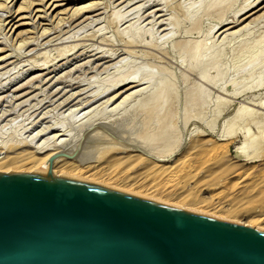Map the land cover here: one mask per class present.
I'll use <instances>...</instances> for the list:
<instances>
[{
	"label": "rangeland",
	"instance_id": "rangeland-1",
	"mask_svg": "<svg viewBox=\"0 0 264 264\" xmlns=\"http://www.w3.org/2000/svg\"><path fill=\"white\" fill-rule=\"evenodd\" d=\"M213 1L57 0L53 2L58 4L54 8L52 0H0V55L4 54L0 60V157L28 148L37 150L44 139L45 143L53 140L54 132H58V140L74 143V150L80 149L79 157L77 154L78 158L72 157L77 159L83 155L94 160L105 150V144L127 146L119 147L123 152L107 153L103 158L113 160L118 155L141 152L155 162L162 163L159 160L162 157L168 159L166 165L172 162L171 173L154 171L148 160L147 165L144 161L110 165L99 173L101 176L97 174L91 179L130 192L137 190L135 193L162 202L191 203L197 209L191 205L184 207L239 223L257 218V224L250 226L264 229V0H219L216 7H211ZM88 2L95 5L91 10L74 13L78 5ZM247 2L250 6L259 3L256 12L227 30L232 34L222 39L224 32H216L219 15L224 22L241 17L246 10L241 8ZM19 5L23 9L17 10ZM169 19L176 25L169 24ZM193 49L198 55L189 54ZM182 50L186 51L184 55ZM195 55L202 59H196ZM189 56H195L194 60ZM133 72L138 79L144 77L136 86H144L142 96L133 92L131 98H126L128 101L121 102L123 92L110 99L120 88L114 85L113 88V82L120 77L127 79L129 74L131 78ZM162 78L174 88L170 92L173 105L166 108L173 113L163 106L158 114L157 108L152 110L147 104L161 87ZM134 90L135 87L129 91ZM191 98L195 101H190ZM114 104H118L115 111ZM138 104L141 107L147 104L150 111L147 109L145 116L148 119L149 113L155 112L153 116L160 118L159 123L152 119L149 126L142 127L144 116L137 115L141 110L145 114V106L142 109ZM162 110L173 116V120L169 115L166 117L171 124L168 123L165 135L168 141L162 140L165 145L170 140L175 142L166 145L173 149L171 153L164 146L163 152L168 156L160 155L162 143H157L158 147L152 141H144L153 135L148 134L151 129L148 131L147 127L152 125L159 130L162 117L167 115ZM250 110L251 115L244 113ZM156 111L161 116L156 117ZM45 126L48 128L41 131ZM244 136L250 137L237 150ZM159 139L158 136L153 140ZM145 142L150 146L144 147ZM198 144L197 148L189 149L191 154L182 157L189 147ZM154 145L158 147L156 151ZM111 154L115 156L110 158ZM27 165L5 171L27 172L24 169ZM115 174L120 178L114 179ZM109 180L115 184L108 185Z\"/></svg>",
	"mask_w": 264,
	"mask_h": 264
},
{
	"label": "water",
	"instance_id": "water-1",
	"mask_svg": "<svg viewBox=\"0 0 264 264\" xmlns=\"http://www.w3.org/2000/svg\"><path fill=\"white\" fill-rule=\"evenodd\" d=\"M0 264H264V229L65 172L12 170L0 172Z\"/></svg>",
	"mask_w": 264,
	"mask_h": 264
},
{
	"label": "bare ground",
	"instance_id": "bare-ground-1",
	"mask_svg": "<svg viewBox=\"0 0 264 264\" xmlns=\"http://www.w3.org/2000/svg\"><path fill=\"white\" fill-rule=\"evenodd\" d=\"M5 1V0H4ZM54 1H57V0H52V2H51V6H54V8L56 7V6H58V4H54L53 5V2ZM49 2V1H48ZM48 2H47V4H48ZM213 3V4H212ZM217 3H219V0H214L213 2H211L210 4L212 5L211 7H216V5H217ZM248 3V2H247ZM1 4V3H0ZM41 4H42V1H41ZM259 3L257 2V3H255L253 6H250V3H248V4H245L241 9L242 10H245V11H243V13H242V16L241 17H237V18H235L234 20L232 19L231 21H227V22H224L223 21V16L221 15H219V20H218V24H220L218 27H217V29H216V32H220L221 34H222V32H224V34H223V37H222V39H224L225 40V38H227L228 37V35L230 36V34H232V33H230V32H227V30L229 31V29L231 28V27H233V26H235L237 23H239V22H241V21H243V20H245L246 18H248V17H250V15H252V14H254L255 12H256V10H257V8L259 7V5H258ZM260 4H262V3H260ZM29 5V4H28ZM263 5V4H262ZM3 6V5H2ZM93 6H95L94 5V3H90V2H88L87 4H81L80 6L78 5V7L77 8H75L74 10H76L74 13L76 14L77 12H85V11H89V10H91L92 8H93ZM123 6V5H122ZM6 7H7V5H6ZM140 7V6H139ZM262 7H264V5L262 6ZM262 7H260V8H262ZM18 8H20V9H23L22 8V6H18L17 7V10H18ZM47 8H49V7H47ZM57 8V7H56ZM95 8V7H94ZM259 8V9H260ZM7 9H10L9 7L7 8ZM19 9V10H20ZM96 9V8H95ZM138 9V8H137ZM258 9V10H259ZM35 10H40V9H35ZM42 11V10H41ZM210 11V10H209ZM208 11V12H209ZM240 11V10H239ZM43 12H45V10L43 11ZM61 12H63V10H61ZM207 13V12H206ZM223 12H221L220 14H222ZM78 14V13H77ZM205 14V13H204ZM259 14V13H258ZM224 15V14H223ZM260 15V14H259ZM9 16H11V15H9ZM258 16V15H257ZM256 16V17H257ZM59 17V16H58ZM69 17V16H68ZM222 17V18H221ZM255 17V18H256ZM60 18V17H59ZM232 18V17H231ZM262 18V17H261ZM252 19H254V18H252ZM170 20V23L169 24H171V23H173V24H175L176 25V22H174L173 20H171V19H169ZM173 21V22H172ZM250 21H251V18H250ZM1 22V21H0ZM247 23V22H246ZM2 24V23H1ZM58 24V23H57ZM217 25V24H216ZM243 25V24H242ZM249 26V25H248ZM33 27V26H32ZM214 27V26H213ZM211 28L210 30H213L214 28ZM238 28V27H237ZM246 28V27H245ZM46 29V28H45ZM244 29V28H243ZM47 30V29H46ZM209 30V31H210ZM208 31V32H209ZM234 31V30H233ZM235 31H236V29H235ZM44 32V31H43ZM227 32V33H226ZM2 33V32H1ZM214 36V35H213ZM232 36V35H231ZM237 36V35H236ZM7 37V36H6ZM27 37V36H26ZM33 37V36H32ZM5 38V37H4ZM28 38V37H27ZM232 38V37H231ZM6 39V38H5ZM221 39V40H222ZM18 41V40H17ZM213 41V40H212ZM218 41V40H217ZM227 41V40H226ZM23 42V41H22ZM1 43V42H0ZM218 43V42H217ZM221 43V42H220ZM223 43V42H222ZM178 44H180V43H178ZM200 44V43H199ZM202 44V43H201ZM185 45V44H184ZM11 46V45H10ZM19 46V45H18ZM192 47H195V46H193V45H191ZM190 46V47H191ZM14 47V46H13ZM20 47V46H19ZM189 47V48H190ZM200 47H201V45H200ZM66 48V47H65ZM68 48V47H67ZM186 48V47H185ZM188 48V47H187ZM187 50V49H186ZM61 51H63V50H61ZM68 51V50H67ZM183 51V50H182ZM181 51V52H182ZM193 51L195 52H192V51H188L189 52V54H191V55H194V54H196V50H194L193 49ZM202 51V50H201ZM32 52V51H31ZM186 52V51H185ZM185 52L183 51V55L185 54ZM188 52H187V54H188ZM198 52V51H197ZM7 53V52H6ZM60 53V52H59ZM64 53H65V50H64ZM193 53V54H192ZM199 53H201V52H199ZM181 53H179V55H180ZM4 55V54H3ZM3 55H0V60H2V58H4L3 57ZM182 55V56H183ZM196 55H198V54H196ZM195 55V56H196ZM201 55V54H200ZM199 55V57H201ZM181 56V55H180ZM195 56H192L193 57V59H192V57H190L189 56V58L190 59H192V60H194V57ZM198 56H196L195 58L196 59H199V60H201L200 58H197ZM186 58V57H185ZM188 58V57H187ZM189 58H188V60H189ZM29 60V59H28ZM47 60V59H46ZM30 64V63H29ZM132 72V71H131ZM5 73V72H4ZM133 74V76L130 78V74L127 76V79L126 78H121L120 77V79H118L116 82H113V84H112V86L114 85V86H116V87H120L117 91L115 90L114 91V93L112 94V95H110V99H114V98H117L118 96H120L123 92H125V95H121V97H119V98H122L121 99V102L122 101H125V99L127 98H131V95H132V93L134 92V93H136V94H138V96H139V93H140V96H142L141 95V93L143 92V89H144V86L143 87H139V88H136V86L138 87L139 86V84L140 83H138L139 82V80H141V79H143V78H141V79H138L137 77H135L136 76V73L134 74V72L132 73ZM146 74V73H145ZM135 75V76H134ZM144 75V74H143ZM149 75H151V72L149 73ZM154 75V74H153ZM146 77L148 76V74L147 75H145ZM152 76V75H151ZM149 77L150 76H148L147 78L149 79ZM156 77V76H155ZM130 78V79H129ZM137 78V79H136ZM129 79V80H128ZM163 79V78H162ZM167 81V80H166ZM165 81V79H163V81L160 83L161 84V87H157L158 88V90H156L155 91V93H154V95H152L151 97H149V98H147V104H150V105H148L149 107H152V110H153V108H157V110H159L158 111V114H159V112H161L160 111V109H163L162 107L163 106H165V110H167V111H170V110H168V109H166V108H169V107H171V105H173L172 103H171V101H173V100H171L170 99V92L171 91H173V89L174 88H172L171 87V85L169 86V85H167V83L168 82H166ZM149 83V82H148ZM156 83V82H155ZM165 83H166V85H165ZM169 83H171L170 81H169ZM74 84V83H73ZM158 84V83H157ZM147 85V84H146ZM113 86V88H115ZM148 86V85H147ZM134 87H135V90L134 91H129V90H131V89H134ZM107 88V87H106ZM105 89V88H104ZM109 89V88H108ZM103 91H105V90H103ZM129 91V92H128ZM164 92V93H163ZM124 94V93H123ZM135 94V95H136ZM143 94V93H142ZM169 94V95H168ZM168 95V98L167 97H164V96H167ZM123 96V97H122ZM130 96V97H129ZM137 96V97H138ZM143 96H145V95H143ZM148 95H147V93H146V97H147ZM193 96H194V94H193ZM136 97V96H135ZM50 98V97H49ZM109 98V97H108ZM143 98V97H142ZM142 98H140V99H142ZM196 98V97H195ZM195 98L194 99H192V100H190V101H195ZM126 99V100H127ZM190 99V98H189ZM107 100H109V99H107ZM135 100V99H134ZM145 100V98L143 99V101ZM128 101V100H127ZM136 101V100H135ZM189 101V102H190ZM196 101H197V99H196ZM198 101H201V100H198ZM58 102V101H57ZM105 102H107V101H105ZM104 102V103H105ZM120 102V101H119ZM118 102V104H120ZM150 102V103H149ZM191 102V103H192ZM139 104H142V100L140 101L139 100V102H138ZM196 103V102H195ZM113 104V103H112ZM118 104L116 105V104H114L113 106L114 107H112V108H115L114 109V111L116 110V108H118L117 106H118ZM124 104V103H123ZM138 104V105H139ZM147 104H144V106L145 105H147ZM187 104V103H186ZM105 105V104H104ZM115 105H116V107H115ZM121 105V104H120ZM137 105V106H138ZM143 105V104H142ZM190 105V104H189ZM192 105H194V104H192ZM199 105H200V103H199ZM102 106H103V104H102ZM140 106V105H139ZM138 106V107H139ZM144 106L143 107H141L140 106V108H142V109H144ZM148 106L146 107L145 106V109H144V115H142L141 113H142V111L143 110H141V113L139 114V115H137V116H144V118H142V122H143V124H141V126L142 127H146V125L148 124V126L151 124L150 123V121H152L153 122V120L152 119H155L156 121L157 120H160V118L159 119H156V118H154L155 116H153V114L155 113V112H153V114H152V111L149 113L150 114V116H149V121H148V119H147V117L146 116H148L147 114H146V111H147V109H149L148 108ZM98 107V106H97ZM192 107V106H191ZM191 107H189V108H191ZM112 108H111V110H112ZM195 108V107H194ZM95 109V108H94ZM110 109V108H109ZM252 110V109H251ZM251 110L250 111H246V112H244L245 114L247 113V114H250L251 115ZM110 111V110H109ZM148 111H150V109L148 110ZM154 111H155V109H154ZM172 111V110H171ZM187 112L188 111H185V113L187 114ZM191 112V111H190ZM242 112H243V110H242ZM251 112V113H250ZM162 113L164 114V115H166L167 114V112H163V110H162ZM171 113V112H170ZM167 114L166 116H164V117H162L163 118V121H161V123L159 124L160 126H159V130H156V128L154 129V127H147V130L148 129H151L150 130V132L151 133H149L148 132V134H151L152 135V132H153V135L151 136L152 137V140H151V137H150V135H147L148 137H150V140H149V138H145V140L144 141H146V139H147V141L148 142H150V141H152L153 143L152 144H154V143H158V144H161L162 143V140H164V138H166V136L165 135H167V132H168V128H167V126L169 125V124H171V123H169L170 121L166 118L168 115L170 116H168L170 119H171V117H173V116H171V114ZM172 113H173V111H172ZM109 114H110V112H109ZM152 114V115H151ZM157 114V111H156V117H159V116H161V113H160V115L159 116H157L158 115ZM186 114H185V116H186ZM192 115H195V113L193 114V113H191ZM191 114L189 113L188 115L189 116H191ZM134 115V114H133ZM146 115V116H145ZM188 115H187V117H185L186 119L187 118H189L188 117ZM163 116V115H162ZM254 116V115H253ZM91 117V116H90ZM193 117V116H192ZM127 118V117H126ZM138 118V117H137ZM162 118H161V120H162ZM88 119H89V117H88ZM91 119V118H90ZM109 119V118H108ZM111 119V118H110ZM122 119V118H121ZM185 119V120H186ZM94 120V119H93ZM105 120V119H104ZM123 120V119H122ZM132 120V119H131ZM137 120V122H138V120H140V119H136ZM154 120V122H156ZM171 120H173V119H171ZM91 121V120H90ZM134 121V120H133ZM83 122V121H82ZM92 122V121H91ZM104 122V121H103ZM118 122H119V120H118ZM117 122V123H118ZM136 122V123H137ZM172 122V121H171ZM132 123V122H131ZM150 123V124H149ZM156 123H159V121H157ZM169 123V124H168ZM234 123H236V122H234ZM121 124H122V122H121ZM125 124V123H124ZM134 124H135V121H134ZM138 124V123H137ZM153 124V123H152ZM80 125H81V122H80ZM84 125V124H83ZM83 125H81V126H83ZM89 125V124H88ZM119 125H120V123H119ZM130 125V124H129ZM154 125H155V123H154ZM153 125V126H154ZM173 125V124H172ZM51 126V125H50ZM118 126V125H117ZM127 126H128V124H127ZM135 126V125H134ZM139 126V125H138ZM141 126H140V128H141ZM158 125H155V127H157ZM171 126V125H170ZM46 127L48 128V126H45L44 127V129H42L41 131H43V130H46ZM52 127V126H51ZM144 127V128H145ZM50 128V127H49ZM143 128V129H144ZM152 128L154 129V130H156V133H154V130H152ZM171 128V127H170ZM53 129V128H52ZM89 129H91V128H89ZM99 129V128H98ZM142 129V128H141ZM49 130V129H48ZM47 130V131H48ZM137 130H139V129H137ZM147 130H144V131H147ZM170 130V129H169ZM40 131V132H41ZM57 131H59V130H57ZM96 131H98V130H96ZM95 131V132H96ZM149 131V130H148ZM51 132V131H50ZM100 132V131H99ZM38 133V132H37ZM55 134L53 135H51V136H53L52 138H53V140L52 141H48V143H45L47 140L46 139H44V140H46V141H44L43 140V142L42 143H40V145H38L37 147H36V149L37 150H30L29 148L28 149H23V150H21V151H18V153H12V154H9V155H6V156H3V157H0V170H2V171H7L9 168H15L16 167V169H17V167H19V168H21L20 166H24V163L25 164H29V165H27L24 169H26V171L27 172H31V171H47V172H52V173H55V174H61L62 172H65V173H68V174H71V175H74V176H78V177H82V178H86V179H90V180H92L93 181V179H91V178H93V177H95L97 174H99L101 171H103V170H105V168L106 167H109L110 165L112 166V165H117V164H119V163H123V162H128V163H133V162H143L144 161V163H146V165H147V161L148 160H150L149 161V165H150V162L152 163V166H151V168H153V170L154 171H156V172H158V173H171V171H172V167H170L171 165L170 164H172V162L169 164V165H166V161L168 160V159H164L163 157L161 158V159H159L160 161H162V163H160V162H155L154 160H152V159H150V158H148V157H146L143 153H141V152H139V154H133L132 156H129V155H126V156H122V157H120L119 155H118V157H115V158H113V160H108V159H106V158H103V157H105L104 155H106L107 153L109 154V153H114L115 154V152H123L124 150H120V148H127V146H122V147H120V146H118L117 144H109V145H106L105 144V146H104V149L102 148V150H104V151H101V154H99L100 153V151H97V152H95L96 154H99L98 156H95V158H94V160L93 159H89V160H87L86 159V157H84L83 155H80V158L79 159H77L79 156H78V154H77V156H75V157H77V158H72V157H68V156H59V157H57V158H55L54 159V161L50 164V165H47L46 164V160L51 156V155H53L54 153H56V152H59V151H65V152H67L68 154L70 153H72L73 151H74V143L72 144H67V142L65 141V140H63V139H60V140H58L57 138H58V132L56 133V132H54ZM92 133H93V131H92ZM104 133H106V132H104ZM140 133H142V131L140 132V130H139V134L138 135H141ZM172 133V132H171ZM249 132H246V134H248ZM46 134V133H45ZM60 134V133H59ZM61 134H63V133H61ZM91 134V133H90ZM93 134H96V133H93ZM98 134V133H97ZM136 134V133H135ZM147 134V133H146ZM169 134H170V132H169ZM37 135V134H36ZM35 135V136H36ZM39 135H40V133H39ZM43 135V134H42ZM89 135V134H88ZM108 135V134H107ZM114 135V134H113ZM144 135V134H143ZM51 136L50 137H48V138H51ZM102 136V135H101ZM104 136H105V134H104ZM142 136V135H141ZM160 137V139H159V141L158 142H154V140L153 139H156L157 137ZM170 136V135H169ZM86 137V136H85ZM88 137V136H87ZM87 137L85 138V140L87 139ZM110 137V136H109ZM116 137H118V136H116ZM248 137H250V136H248ZM248 137H246V136H244V138H243V141L241 142V144H239V146H237V150L241 147L242 148V144L245 142V141H247L249 138ZM33 138H34V136H33ZM47 138V137H46ZM47 138V139H48ZM94 138V137H93ZM140 138V137H139ZM138 138V139H139ZM167 138H168V136H167ZM167 138H166V140H167ZM111 139V138H110ZM128 139V138H127ZM127 139H125V140H127ZM142 141H143V139L142 138H140ZM140 139L138 140L139 142H140ZM170 139H172V138H170ZM169 139V140H170ZM84 140V139H83ZM105 140V139H104ZM112 140V139H111ZM132 140V139H131ZM174 140V139H173ZM176 140V139H175ZM174 140V141H175ZM179 140V139H178ZM177 140V145H179V141ZM89 141V140H88ZM87 141V142H88ZM128 141V140H127ZM138 141L136 142V144H138ZM143 141V142H144ZM168 141V140H167ZM166 141V142H167ZM82 142H84V141H82ZM86 142V141H85ZM113 142V141H112ZM89 143V142H88ZM87 143V144H88ZM117 143V142H116ZM122 143H125V142H121V143H119V144H122ZM127 143V142H126ZM131 143V142H130ZM165 143V142H164ZM164 143H162L163 145H162V149L163 150H161L162 151V154L160 153V155H167V153L165 152H163L164 151V146L166 147L165 149L167 150L168 148H167V146H169L168 144H170V143H173L172 142V140H170V142H167L166 143V145L164 144ZM76 144V143H75ZM81 144V143H80ZM84 144V143H83ZM98 144H100V143H98ZM103 144V143H102ZM141 144V143H140ZM139 144V145H140ZM143 144V143H142ZM145 144V146L144 147H146L147 145H149L148 143H147V145H146V142L144 143ZM157 144V145H158ZM174 145H175V142L173 143ZM86 145V144H85ZM90 145V144H89ZM89 145H87L88 147L87 148H93V147H89ZM92 145V144H91ZM90 145V146H91ZM173 145V146H174ZM79 146V145H78ZM80 146H82V145H80ZM142 146V145H141ZM150 146V145H149ZM148 146V147H149ZM156 145H154V147H155ZM170 146H171V144H170ZM172 146V147H173ZM198 146H200L199 144L198 145H192L191 147H189L185 152H184V155L182 156L183 158L184 157H186L188 154H191V153H189V149H195V148H197ZM221 146H223V145H221ZM27 147V146H26ZM82 147H84V146H82ZM120 147V148H119ZM152 148H154L153 146H151ZM158 147H160L159 145H158ZM158 147H155L154 149H155V151L158 149ZM175 147V146H174ZM79 148V147H78ZM81 148V147H80ZM122 148V149H123ZM129 148H131V147H129ZM151 148V149H152ZM160 148V149H161ZM214 148V147H213ZM222 148V147H221ZM15 149H17V148H15ZM86 149V148H85ZM154 149L152 150L153 151V153L155 154V151H154ZM171 149V148H170ZM168 149V151H169V153H171L170 151H172L173 149ZM176 149V148H175ZM174 149V150H175ZM39 150V151H38ZM82 150V149H81ZM87 150V149H86ZM91 150V149H90ZM96 150V149H95ZM99 150H101L100 148H99ZM165 150V151H166ZM201 150V149H200ZM78 151V150H77ZM76 151V152H77ZM128 152H130V151H132V150H127ZM127 151H125V152H127ZM148 151V150H147ZM160 151V150H159ZM159 151H157V152H159ZM167 151V152H168ZM216 152H218L217 150H215ZM253 151V150H252ZM10 152H12V151H10ZM79 153H80V149H79V151H78ZM173 152V151H172ZM81 153L82 154H84V150L83 151H81ZM87 153V152H86ZM85 153V154H86ZM164 153V154H163ZM237 154H238V152H236ZM251 153V152H250ZM214 154V153H213ZM112 155V154H111ZM110 155V156H111ZM116 155V154H115ZM115 155H112L110 158H112L113 156H115ZM159 155V156H160ZM170 155V154H169ZM215 155V154H214ZM249 155V154H248ZM94 156V155H93ZM168 156V155H167ZM256 156V155H255ZM84 157V158H83ZM182 157H180V158H182ZM206 157V156H205ZM109 158V157H108ZM179 158V159H180ZM182 158V159H183ZM250 158V157H249ZM84 159H86V161L84 160ZM181 159V160H182ZM91 160V161H90ZM186 162V161H185ZM127 163V164H128ZM134 164V163H133ZM188 165H190L189 163H188ZM194 165V164H193ZM110 166V167H111ZM117 166H119V165H117ZM120 166H122V165H120ZM128 166V165H127ZM126 166V167H127ZM183 166V165H182ZM185 166V165H184ZM183 166V167H184ZM187 166V165H186ZM115 167V166H114ZM189 167V166H188ZM18 168V169H19ZM116 168V167H115ZM129 168V167H128ZM128 168H126V169H128ZM175 168V167H174ZM177 168V167H176ZM16 169H14V170H16ZM17 169V170H18ZM22 169V168H21ZM20 169V170H21ZM107 169H110V168H107ZM120 169V168H119ZM148 169V168H147ZM179 169H180V166H179ZM148 170H150V168L148 169ZM2 171H0V172H2ZM5 171V172H6ZM107 171V170H106ZM114 171V170H113ZM121 171V170H120ZM123 171V170H122ZM174 171V170H173ZM176 171H177V169H176ZM105 172V171H104ZM106 173V172H105ZM111 173H112V171H111ZM150 173V172H149ZM174 173V172H173ZM172 173V174H173ZM178 173V172H177ZM100 175V174H99ZM102 175H104V174H102ZM170 175V174H169ZM101 176V175H100ZM107 176V175H106ZM120 175H117V174H115V176H114V179H116V178H118ZM105 178V177H104ZM103 178V179H104ZM120 178V177H119ZM166 178V177H165ZM167 178H171V177H167ZM175 178V177H174ZM100 179V178H99ZM139 179V178H138ZM162 179V178H161ZM102 180V179H101ZM126 180V179H125ZM163 180V179H162ZM161 180V181H162ZM96 181V180H95ZM117 181V180H116ZM143 181V180H142ZM160 181V182H161ZM168 181V180H167ZM108 181H106L105 182V184L107 183ZM113 182L114 181H111V180H109V184L108 185H112L113 184ZM125 182H127V181H125ZM141 182V181H140ZM162 182H164V181H162ZM166 182V181H165ZM104 183V182H103ZM124 183V182H123ZM132 183V182H131ZM115 184V183H114ZM113 184V185H114ZM161 184V183H160ZM163 184V183H162ZM112 185V186H113ZM122 185V184H121ZM132 185V184H131ZM117 186V185H116ZM128 187V186H127ZM126 187V188H127ZM145 187V186H144ZM121 188V187H120ZM122 188H125V187H122ZM135 188V187H134ZM137 188V187H136ZM129 189V188H128ZM133 189V188H132ZM140 189V188H139ZM146 189V188H145ZM145 189H144V191H145ZM131 190V189H130ZM147 190H148V188H147ZM140 191V190H139ZM143 191V190H142ZM135 192H137V190L135 191ZM141 193V192H140ZM148 193H149V191H148ZM147 193V194H148ZM152 193V192H151ZM144 194V193H143ZM150 195V194H149ZM167 200V199H166ZM168 201V200H167ZM171 202H173V201H171ZM176 202V201H175ZM180 202H182V201H179V202H176L178 205H182V206H190L191 205V203H187V202H184V203H180ZM174 203V202H173ZM190 207H192V208H194V209H197L196 207H193L192 205L190 206ZM200 209V208H199ZM198 209V210H199ZM201 211H203V209L201 210ZM210 212V211H209ZM211 213V212H210ZM212 213L214 214V212L212 211ZM239 218V217H238ZM235 219V218H234ZM238 220V219H237ZM240 222V221H239ZM242 222V221H241ZM257 222H258V220H257V218H254V220H252V219H247V220H244V222H242L243 224H246V225H251V224H257ZM259 224V223H258ZM255 227H257V225L255 226Z\"/></svg>",
	"mask_w": 264,
	"mask_h": 264
}]
</instances>
